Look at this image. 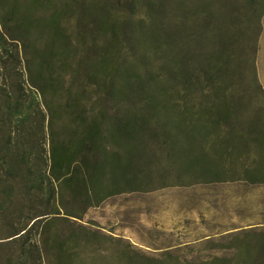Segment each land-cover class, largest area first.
<instances>
[{
    "label": "rangeland",
    "instance_id": "rangeland-1",
    "mask_svg": "<svg viewBox=\"0 0 264 264\" xmlns=\"http://www.w3.org/2000/svg\"><path fill=\"white\" fill-rule=\"evenodd\" d=\"M157 1L51 0L32 10L22 3L20 13L37 23L52 16L61 23L54 32L71 44L73 67L60 73L72 79L79 64L77 80L94 84L77 93L88 115L98 113L97 98L113 88L123 92L107 109L121 118L150 109L142 100L165 90L169 105L158 108L178 107L206 126L185 139L166 121L174 114H138L147 123L130 155L134 183L97 207L64 192L44 228L46 264H264V177H252L264 161V145L255 143L264 138V0L256 10L245 0H166L165 9L151 11ZM54 32L34 24L16 35L41 47ZM161 34L172 37L170 48L161 47ZM212 50L222 52L216 71L209 59L204 63ZM104 57L118 71L113 87L111 78L85 76ZM125 77L132 91L122 86ZM225 108L219 121L212 111ZM60 117L55 134L67 127L66 114ZM192 126L188 121L187 133ZM45 206L41 211H54L51 199ZM6 253L0 250L1 264Z\"/></svg>",
    "mask_w": 264,
    "mask_h": 264
},
{
    "label": "trees",
    "instance_id": "trees-1",
    "mask_svg": "<svg viewBox=\"0 0 264 264\" xmlns=\"http://www.w3.org/2000/svg\"><path fill=\"white\" fill-rule=\"evenodd\" d=\"M164 1H157L151 11L165 9ZM245 1L250 9L256 10L257 0ZM50 2L0 0V227L4 231L0 250H7L4 264H46L44 228L48 225V216L56 214L51 212L59 211L64 192L69 191L71 196L85 200L91 198L93 206L97 207L107 198L125 192V188L134 183L135 179H131L129 173L133 167L130 155L147 123L138 114H174L166 121L185 139H195L197 135L193 133L206 127L202 123L204 119L187 118L184 115L188 111L178 107L158 108L162 104L169 105L164 99L167 95L165 90L159 96L148 95L142 100L150 109L121 118L107 109L108 102L119 103L123 92L113 88V93L107 91L97 98L100 105L98 113L88 115L77 93L80 89L90 91L94 84H83L77 80L79 64L73 68L72 79L68 80L60 73L73 67L68 63L67 55L71 44L60 43L57 35L61 23L56 16L46 17L37 23L31 13H20L22 3L26 9L32 10L37 4L44 6ZM34 24L42 30L56 31L57 34L54 32L51 37L52 43L41 47L19 43L16 34H28ZM164 35L161 34L164 38L161 47L170 48L172 37ZM109 36L116 43L117 33L111 30ZM210 54L204 63L209 59L216 71L218 66L215 63H218L222 52L212 50ZM92 66L95 68L85 73L87 78L93 81L94 77L95 81L99 79L102 82L111 78V86L115 85L113 82L118 71L112 67L108 57L99 59ZM125 78L127 82L122 81V86L132 91L130 78ZM212 112L216 117L218 114L219 121L227 113L226 108ZM64 114L67 127L64 133L55 134L54 125ZM188 121L193 126L187 133ZM231 138L226 139L234 144L242 142H232ZM112 143L125 149L128 156L115 152ZM255 143L264 145V138L257 139ZM191 167L202 169L209 165L194 162ZM252 177L254 180L264 177V161L257 165ZM49 199L54 211L45 213L41 208L44 202L47 208ZM260 249L264 252L262 247ZM2 260L0 257V264Z\"/></svg>",
    "mask_w": 264,
    "mask_h": 264
}]
</instances>
